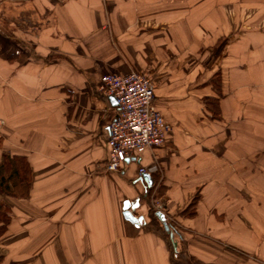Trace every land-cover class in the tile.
I'll list each match as a JSON object with an SVG mask.
<instances>
[{
  "label": "crops",
  "instance_id": "0c3cea01",
  "mask_svg": "<svg viewBox=\"0 0 264 264\" xmlns=\"http://www.w3.org/2000/svg\"><path fill=\"white\" fill-rule=\"evenodd\" d=\"M0 21V163L29 169L26 187L1 172L0 264H178L149 205L186 264H264V0H0ZM131 70L150 74L171 130L108 171L99 78Z\"/></svg>",
  "mask_w": 264,
  "mask_h": 264
},
{
  "label": "built area",
  "instance_id": "2783aa9c",
  "mask_svg": "<svg viewBox=\"0 0 264 264\" xmlns=\"http://www.w3.org/2000/svg\"><path fill=\"white\" fill-rule=\"evenodd\" d=\"M99 89L116 103L107 125L106 170L118 171L131 155L155 149L165 142L171 126L156 107L154 85L146 71L104 73L99 78ZM158 170L155 164L141 166L138 175Z\"/></svg>",
  "mask_w": 264,
  "mask_h": 264
},
{
  "label": "trees",
  "instance_id": "16d2710c",
  "mask_svg": "<svg viewBox=\"0 0 264 264\" xmlns=\"http://www.w3.org/2000/svg\"><path fill=\"white\" fill-rule=\"evenodd\" d=\"M219 75L217 74L215 77V81H218ZM205 104L207 111L209 112L210 117L212 118H217L220 113L219 109V100L218 98L215 97H206L205 98ZM5 171L6 173L13 172V176L19 180V181H24L25 187L28 184V174H29V169L28 165L23 157L20 156H4L3 161L0 163V188L5 191L7 187L4 186V181L5 177L1 175V172ZM9 178V175H8ZM5 188V189H4ZM6 193H10L8 189H6ZM197 202V197H195L191 203L189 204L188 207V214L193 215L195 213V206ZM149 217H150V222L155 224L159 231L163 234V236L167 239V241L170 242L169 240V233L164 230L163 226L159 223L158 218L156 216V209H154L151 205H149ZM10 221V211L9 207L1 204L0 203V236L5 232L7 225ZM171 245V243H169ZM171 247V256H176L179 252V250L174 251Z\"/></svg>",
  "mask_w": 264,
  "mask_h": 264
},
{
  "label": "water",
  "instance_id": "95a60500",
  "mask_svg": "<svg viewBox=\"0 0 264 264\" xmlns=\"http://www.w3.org/2000/svg\"><path fill=\"white\" fill-rule=\"evenodd\" d=\"M110 98L113 99V97H110ZM113 101H114V103H115V100H114V99H113ZM115 104H116V103H115ZM141 178L145 181V183H146V185H147L148 187H151V186L153 185V178H152V175H151L150 173H148V172L143 173V174L141 175ZM128 205H129L128 202H126V204L124 205V212H123V213H124L125 218H126L127 220L133 222V223L138 224V223H139V220H141L142 217H141V218L135 217V216L130 212V210L128 209ZM156 216H157L158 219L162 222V225H163L165 231H167V232L169 233V239H170V241H171L172 247H173L174 251H176V250H177V242H176L175 239H174V234H173V232L170 230V227H169L168 223L166 222L163 213L160 212V211H157V212H156Z\"/></svg>",
  "mask_w": 264,
  "mask_h": 264
},
{
  "label": "rangeland",
  "instance_id": "374dc122",
  "mask_svg": "<svg viewBox=\"0 0 264 264\" xmlns=\"http://www.w3.org/2000/svg\"><path fill=\"white\" fill-rule=\"evenodd\" d=\"M9 13V10H7V16L9 15L8 14ZM1 22V21H0ZM10 35V30H9V27H7V26H4L3 28H1L0 27V39H5V38H8V36ZM216 46V45H215ZM213 50H216V48L215 49H213ZM218 50V49H217ZM217 50L215 51V52H210V55H209V57H208V59L207 58H202V49L201 50H198L196 53H195V56H194V66H196V64H197V61L199 62V63H202V64H204L205 66H207V67H209V65L211 64V63H213V62H211L212 61V59L216 56L217 57ZM215 57V59H217ZM207 59V61H204V62H202V60H206ZM215 63V62H214ZM148 73V72H147ZM149 74V73H148ZM149 76H150V74H149ZM205 98L206 97H204L203 98V100H204V102H205ZM2 124V123H1ZM2 126V125H1ZM1 128V127H0ZM159 171V170H158ZM157 171V172H158ZM184 251H183V248L181 247V248H179V253H178V259H179V261H178V264H186V258H185V256H184ZM181 258V259H180ZM183 262V263H182Z\"/></svg>",
  "mask_w": 264,
  "mask_h": 264
}]
</instances>
